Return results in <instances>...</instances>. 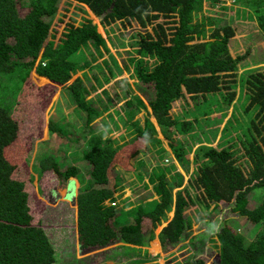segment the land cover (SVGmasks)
<instances>
[{
    "label": "trees",
    "instance_id": "obj_1",
    "mask_svg": "<svg viewBox=\"0 0 264 264\" xmlns=\"http://www.w3.org/2000/svg\"><path fill=\"white\" fill-rule=\"evenodd\" d=\"M202 1L0 0V264L55 263L54 248L44 229V214L49 210L47 194L69 178L80 183L75 194L76 211L73 210L79 247H101L113 241L123 246H146L162 220L166 222L158 232L162 246L186 245V231L203 221L204 216L192 214L196 200L187 187L179 188L181 183L173 182L169 174L149 173L147 184H151L157 199L131 208L127 223H114L118 211L106 201L116 199L120 185L116 168L134 170L131 158L145 152L150 144H163L156 125L184 166L183 146L172 136L182 116L170 113L172 104L187 94L202 101L236 81L237 65L246 53L231 55L229 40L234 28L226 14L195 19ZM247 2L264 32V0ZM84 6L93 15L102 16L105 25L134 20L142 27L132 43L140 57L130 59V68L124 64L136 79L135 85L150 107L148 114L156 123L149 117L143 125L132 123V138L119 145L110 139L96 138L78 152L60 146L52 152L42 150L48 154L28 164L30 138L42 143L56 131L65 135L63 116L50 115L58 91L70 94L84 111L86 123L100 114L86 99L89 90L82 78L73 77L87 66L80 59L84 51L94 49L101 55L102 49L108 50L105 38ZM148 25L150 30L146 29ZM111 73L115 74V70ZM8 77L15 79L13 85L19 88L16 94L12 92L11 101L1 88ZM244 78L249 96L247 108L256 106L258 110L243 130L246 136H242L241 153L199 146L196 150L203 159L189 182L200 192L198 200L206 208L217 209L225 204L230 212L260 229L253 239L247 240L229 224L228 218L217 220L211 227L208 223L209 234L194 235L187 242L198 247L195 250L199 253L213 243L218 258L208 264H264V68L247 73ZM229 95L232 100L235 91ZM127 96L124 106L130 116L138 109H147L139 95L129 92ZM180 123L184 126L192 122ZM160 150L164 155L165 149ZM81 166L85 168V179L78 173ZM256 190H261V196L252 194ZM206 263L207 257L200 254L191 256L185 264Z\"/></svg>",
    "mask_w": 264,
    "mask_h": 264
},
{
    "label": "rangeland",
    "instance_id": "obj_2",
    "mask_svg": "<svg viewBox=\"0 0 264 264\" xmlns=\"http://www.w3.org/2000/svg\"><path fill=\"white\" fill-rule=\"evenodd\" d=\"M211 1L215 2L212 4ZM201 7L202 9L197 14L195 13L196 20L202 16L217 17L220 13L226 14L228 22L234 28V35L229 42L230 52L233 57L244 53H246V57L238 63L239 69L236 72V81L234 83H227V89L221 90L217 94H214V96H210L199 102L196 100L198 98L193 99L187 94L184 98L172 104L170 113L182 116V119L177 124L176 132H173L172 136H174V139L176 138V142L183 146V163L187 166L181 165L179 166L180 169L178 166H172L171 164L166 166L170 161L163 159V152L160 150L162 145L150 144V147L145 152H140L131 158L134 166H140L137 171H142L144 166V176L147 180H143L144 176H142V179L138 180L134 188L128 186L130 192L128 197L135 198L133 202L135 205L152 202L154 194L151 185L147 184L149 173L159 175L163 171L172 176L173 182L181 183L179 188L187 187L196 200V204L191 209L192 214H202L204 216L203 221L199 220L196 224L192 225L189 231H186V245L177 243L176 245L164 248L160 242V250H157V248L153 249L152 252L144 250L141 254L131 257L130 252L125 247H121L119 243L113 241L102 250H92L91 253L94 255V261L86 262L83 260L89 254L85 250H81L82 253L79 256L76 255L75 233L72 234L67 229L68 227L64 226L61 228L63 230H59L61 240L54 232V229H56L54 227L56 219L64 211L62 202L58 198L63 196V202H66V200L72 197L76 186L75 179H64L59 186L51 190V207L46 213L47 223L44 225V229L50 237V242L54 248V264H109L106 262L109 259L108 255L115 249L126 251L116 264H185L191 256L200 254H204L207 257L206 264H208L210 261L215 262L217 259L216 247L213 243L206 245L207 248L204 253L197 252L198 250L195 249H198V247L193 248L187 244L188 240L194 235L202 234L205 236L207 233L209 234L208 223L211 227L217 220L221 222L228 218L229 224H232L234 227L231 226L247 240L253 239L258 233L259 227L249 225L245 218L230 212L225 204L220 205L217 209H213V206L206 208L205 203L198 200L200 192L192 188L189 181L195 175L198 165L203 159L201 153L196 150L199 146L209 145L219 149L229 148L236 151L237 154L241 153L243 145L242 136L243 134L246 136L244 131L249 127L252 119L256 117L258 110L256 106L247 108L249 96L244 85V77L247 73L264 68V60L258 64L255 62L257 57H264V32L260 29L253 8L247 0H203ZM84 8L90 13L97 24V29L105 38L108 50L102 49L101 55L94 49L84 51L83 55H80V59L83 62H87V66L77 70L73 77L79 76L82 78L86 89L89 90L86 99L90 100L98 108L97 110L100 114L86 123L84 111L78 108L70 94L62 89L58 91L55 96L57 99L56 106L50 110V115L53 118L57 117V115L63 116L65 120V135L56 131L44 138L42 143L38 139L32 138L31 140L30 138V141H27L28 146L32 144V148L28 154V164H34L38 159L48 154L42 150L52 152L51 149L60 146L65 150L74 151L76 149V152H78L87 143L96 138L110 139L115 145H119L132 138V123L143 125L147 117L153 123H156L155 119L148 114L150 107L145 97L136 87V79L130 76V72H127V69L132 66L130 59L140 57L132 49V43L138 38V33L142 32V27L134 20L117 21L112 23V25H105L97 16L89 11L88 7L84 6ZM57 15H60L59 11ZM150 28L151 26L149 25L146 27L148 30ZM124 63L129 64L128 68L125 67ZM111 70H115V74H112ZM242 75L243 78H240ZM13 82H15V79L8 77L5 80L6 84L1 83L3 94L9 101H11L12 92L16 94L19 90L18 87L13 85ZM231 90L235 91L232 100L229 99V92ZM129 92L139 95L148 106L147 109H138V111L130 116V110L124 106V101L129 98L127 96ZM134 105L136 104L134 103ZM134 110H137V108ZM182 121H191L192 123L181 126L180 122ZM156 128L158 130L157 136L165 143L167 140L163 138L160 127L156 125ZM176 160L179 161L178 159ZM77 163L80 164L79 162ZM34 167L37 168L36 166ZM78 173L81 174V178L85 179L84 166L80 167ZM78 188H80V185ZM123 194L124 190L114 195L116 198L115 207L118 204L119 206L122 205V201L124 200ZM252 194L261 196V190H256ZM117 211L115 219L119 216V211L122 212V209H117ZM209 212L210 215L207 216L206 214ZM64 218L68 220V223L73 220L71 216H68L66 211ZM125 218L121 219V221ZM115 219L113 220L116 225L123 223H120L119 218L118 220ZM127 220L129 219L124 221ZM65 223L66 225L68 224L67 222ZM163 226L164 223L159 224L156 227V232H159ZM66 244H69V246L65 247ZM73 252H75L74 258L72 257ZM99 253L100 255H98Z\"/></svg>",
    "mask_w": 264,
    "mask_h": 264
},
{
    "label": "crops",
    "instance_id": "obj_3",
    "mask_svg": "<svg viewBox=\"0 0 264 264\" xmlns=\"http://www.w3.org/2000/svg\"><path fill=\"white\" fill-rule=\"evenodd\" d=\"M231 39V38H230ZM229 42H230V40H229ZM229 51H230V45H229ZM231 53V52H230ZM232 55V54H231ZM264 58V57H263ZM262 57H257L256 59H255V62H256V64H258V63H260V62H262L264 59H263ZM162 145V147L165 149V153H164V157H163V159H167L168 161H170L168 164H166L167 166L168 165H173V164H175V166H178V168H179V166H181L182 165V163H179L176 159H175V156H174V154H173V152H172V149L170 148V146H169V144H168V141H165V143H163V144H161ZM157 156V155H156ZM157 158L158 159H160V157H158L157 156ZM161 165V164H160ZM186 165V164H185ZM159 166V165H158ZM187 166V165H186ZM188 166H190V165H188ZM140 166H134V170H132V171H122L121 169H118V168H116L117 170H118V173H119V176H120V178H119V183H120V185H119V187H118V189L116 190V192H115V195L116 194H118V193H120V192H123V190H124V194H123V198H124V200L122 201V205L121 206H119V204H118V206L116 207L118 210L119 209H122V212H120V214H119V216H117L116 217V219L115 220H118V218H119V221H120V223L121 222H123V223H127L128 221H130V214H129V211L131 210V208H133L134 206H137V205H135V204H133V202H134V197H128V195L130 194V192H129V190H128V186H131V187H133L134 188V186L136 185V183H138V180L139 179H142V176H144V166H143V170L142 171H137V169L139 168ZM170 168H172L171 166H169ZM180 169V168H179ZM69 179H73V178H69ZM143 180H147V178H145V176H144V179ZM75 181H76V186H75V191H74V193H73V195H72V197H70L69 198V200H66V202H63L64 201V197L63 196H61L60 198H58V200L59 201H61L62 202V205H63V207L62 208H64V211L61 213V216L58 218V219H56V224H54V227H56V229H54V232L57 234V236L60 238V236H59V230H63V229H61V228H63L64 226H67L68 228V230H70V232L73 234V233H75L76 232V230H75V223L73 222V220H71L70 221V223H68V220H65V218H64V213H65V211L68 213V216H71L72 218H73V210L75 209V206H74V202H75V194H76V191L79 189L78 187H79V185H80V183L78 184V180L77 179H75ZM151 185V184H150ZM57 186H59V184L57 185ZM56 186V187H57ZM55 187V188H56ZM54 189V188H53ZM175 192V190H173V193ZM127 196V197H126ZM47 198H48V201H49V209H50V202H51V199L50 198H52V196H51V191H49L48 192V194H47ZM153 198H154V200L155 199H157V196L156 195H154L153 196ZM70 199H71V201H70ZM109 201H106V204L107 205H109V203H108ZM114 202H116V200L114 201ZM75 211H76V209H75ZM48 211H47V209H46V212H45V216H46V213H47ZM172 212L171 213H169V215H168V219L169 218H171V216H172ZM125 215H126V218H125ZM75 217H76V214L74 215ZM123 218H125L124 220H126V219H129V220H127V221H121V219H123ZM63 220H65V222H67L68 224L66 225V223L65 222H63ZM162 224L164 223V225H165V221H163L162 220V222H161ZM120 225V224H119ZM154 238H152L150 241H149V243H148V245H146V246H136V245H127V246H123L122 244H120L119 242H117V241H115V242H117V243H119L120 244V246L121 247H125V249L128 251V252H130V254H131V257H135V256H137V255H139V254H141L142 252H144V250H150L151 252H152V250L153 249H156L157 248V250H160L161 249V246H160V241H159V238H158V232H156V229H155V231H154ZM50 238V237H49ZM61 240H62V238H60ZM75 252H77L76 253V255L77 256H79L82 252H81V250H85L86 251V253H88L89 255H87L86 257H85V259L83 260V261H86V262H92V261H94V255L91 253V251L92 250H94V251H99V250H102V249H104L106 246H101V247H94V248H81V247H79V244H78V242H77V239H76V235H75ZM112 243V242H111ZM110 244V243H109ZM67 246H69V244H66L65 245V247H67ZM119 251V252H118ZM75 252H73V254H72V257L74 258L75 257ZM126 251L125 250H120V249H115L114 251H112L109 255H108V257H109V259H108V261H106L107 263H109V264H116L117 262H118V260H119V258L121 257V256H123V254L125 253ZM98 255H100V253L98 254ZM72 261V260H71ZM70 261V262H71Z\"/></svg>",
    "mask_w": 264,
    "mask_h": 264
},
{
    "label": "built area",
    "instance_id": "obj_4",
    "mask_svg": "<svg viewBox=\"0 0 264 264\" xmlns=\"http://www.w3.org/2000/svg\"><path fill=\"white\" fill-rule=\"evenodd\" d=\"M108 203H109V205H111V206H115V205H116V203H115L114 201H109Z\"/></svg>",
    "mask_w": 264,
    "mask_h": 264
},
{
    "label": "water",
    "instance_id": "obj_5",
    "mask_svg": "<svg viewBox=\"0 0 264 264\" xmlns=\"http://www.w3.org/2000/svg\"><path fill=\"white\" fill-rule=\"evenodd\" d=\"M98 18H99V20H101L102 16H99ZM217 258H218V254H217Z\"/></svg>",
    "mask_w": 264,
    "mask_h": 264
}]
</instances>
